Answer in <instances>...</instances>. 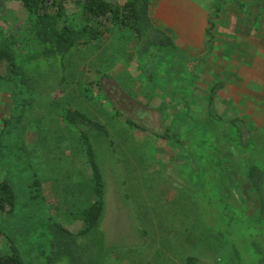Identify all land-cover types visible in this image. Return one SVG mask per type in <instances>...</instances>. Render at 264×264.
<instances>
[{
  "label": "rangeland",
  "instance_id": "374dc122",
  "mask_svg": "<svg viewBox=\"0 0 264 264\" xmlns=\"http://www.w3.org/2000/svg\"><path fill=\"white\" fill-rule=\"evenodd\" d=\"M117 1L122 4L125 0ZM165 1L195 9L194 3L201 0ZM196 16L198 21L200 14ZM24 19L25 11L19 1L0 0V25L5 31L23 34ZM197 21L193 28L198 27ZM173 34L178 33L175 30ZM135 43L132 33L111 27L100 41L71 50L66 58L67 80L58 91L35 97V93L22 86L30 94L25 95L27 101L33 102L21 105L27 108L15 132L16 140L7 151V159L12 163L0 168V181L6 177L14 183L19 203L25 207V217L15 233L30 235L26 226L31 223L25 220H31L33 215H37V220L51 215L72 231L82 227L81 211L94 197L85 146L61 118V109L71 106L107 126L116 152L107 149L102 157L109 158L116 168L117 158L121 162L122 171L117 176L123 178L124 186L119 187L116 177L107 174L103 229L109 243L126 246L118 249L106 264H186L189 255L209 264H226L231 248L237 258L234 247L244 263L259 264L263 257L259 243L264 239L257 227L251 226L257 217L252 212L257 204L239 165L242 155L253 152L255 147L258 151L260 147L258 153L264 157V125L255 123L252 127V121L243 117V128L261 139L245 144L242 135L237 134L239 126L231 124V118L244 115L242 106H251L242 105L237 98L241 94L228 88L235 80L243 79V74L234 71L233 79L222 72L210 76L209 59L226 60L230 56L216 55L207 43L201 53L204 62L191 64L190 54L179 62L188 74L184 77L185 92L180 94L176 92L178 85H172L178 83L173 81L177 72L175 62L156 61L152 65L156 67L155 78L150 81L128 59ZM240 65L255 73L249 64ZM7 69V64L0 62V74ZM47 83L46 86H53L52 82ZM214 83L219 84L212 109L222 120L213 119L207 110ZM11 108V96L0 92V125L11 114ZM116 109L120 116L115 115ZM246 111L250 115L256 112ZM174 132L178 133L180 143L172 137ZM165 133L171 135L169 140L163 137ZM232 136L237 141L232 142ZM186 140L191 141L188 144L193 162L178 167L185 158ZM20 147L21 154L16 155ZM218 162L221 166L216 165ZM35 179L42 185H35ZM224 188L233 193L235 204L229 206L223 199ZM33 194L37 197L32 198ZM230 211L236 216L235 232L224 240L219 231L222 221L229 222V216L224 214ZM140 229L146 231V237L140 235ZM7 244L0 237V254L6 252Z\"/></svg>",
  "mask_w": 264,
  "mask_h": 264
},
{
  "label": "trees",
  "instance_id": "16d2710c",
  "mask_svg": "<svg viewBox=\"0 0 264 264\" xmlns=\"http://www.w3.org/2000/svg\"><path fill=\"white\" fill-rule=\"evenodd\" d=\"M17 1L25 11L24 33L20 35L13 31L7 32L0 25V62L8 66L7 72L0 74V92L8 93L12 98L11 114L0 125V168L12 163L7 159V151L16 140L15 132L23 121L24 110L33 102V99L27 101L25 95L29 92L22 86L35 93V97L58 91L67 80L66 58L74 48L90 46L100 41L111 27L125 29L136 39L128 59L134 61L149 80L153 79L156 67L152 65L156 61L161 64L167 61V58H174L173 56L178 54L173 36L154 23L150 13V0H125L122 4L117 0ZM19 46H22L21 49ZM181 72L176 74H180L184 79L185 76H181ZM48 81L52 82L53 86H46ZM218 84L211 89L207 110L213 119L222 120L212 109ZM23 102H26L27 106L22 107ZM115 115L120 116V111L116 109ZM61 118L85 146V158L91 171L90 189L94 199L81 211L82 227L77 231L70 230L63 223L54 220L51 215H42L39 220L37 215H33L31 220H25L31 223L26 226L30 228L27 229L30 235L19 236L15 232L20 230L19 223H22L25 217V207L19 203L14 183L5 177L0 181V237L6 239L8 249L0 254V264H106L118 249L126 246L124 243H109L103 229L107 212V174L116 177L119 187L125 184L123 178L117 176L119 170L122 171L118 158L116 168L109 158L104 160L105 157H102L107 149L116 152L107 126L71 106L61 109ZM127 122L134 124L131 120ZM231 122L239 126L237 134L242 135L243 139L244 121L235 118ZM163 137L169 140L171 135L165 133ZM172 137L176 138L177 143L181 142L177 132H174ZM235 140L232 136L231 141ZM249 141L243 142L248 144ZM188 142L191 141L186 140L185 158L178 167H184L187 161L193 162ZM255 149L253 152L245 151L247 156L243 157L239 166L257 204L252 211L257 217L251 226L255 225L254 228L257 227L264 239V157L259 155L258 147ZM21 150L20 147L16 155L21 154ZM258 161L262 163L259 164ZM216 165L221 166L219 162ZM179 175L181 176V173ZM34 184L42 185L36 179ZM222 193L226 194L223 199L226 198L229 206L235 204L232 202V199H235L233 193L225 188ZM35 197L37 194H33L32 198ZM123 197L128 199L125 193ZM224 209H220V212ZM224 215L229 216V222L222 221L223 228L219 233L225 240L235 232L233 220L236 216L231 211ZM140 235L146 237L147 233L140 229ZM259 246L263 253L259 264H264V240ZM234 249L237 258L231 248L226 264H246L240 260L236 247ZM185 262L209 264L200 257L191 255L186 257Z\"/></svg>",
  "mask_w": 264,
  "mask_h": 264
},
{
  "label": "crops",
  "instance_id": "0c3cea01",
  "mask_svg": "<svg viewBox=\"0 0 264 264\" xmlns=\"http://www.w3.org/2000/svg\"><path fill=\"white\" fill-rule=\"evenodd\" d=\"M194 7L195 9H189L181 4L165 0H150V13L154 23L169 32L177 45V56L167 58L170 59L167 61H174L177 68L176 73L182 71L184 75L181 74V76H185L186 68L179 66L178 63L185 61L184 55L186 54H190L188 59L193 65L204 62L201 53L205 50L207 43L211 49H215L216 55L230 56L226 60L221 58L215 60L211 57L209 63L210 76L213 73L222 72L233 79L234 71L243 74V79L235 80L234 84H231L232 87L228 88L233 93L241 94L237 98L240 99L239 102L242 105L249 103L251 106L249 109L245 105L242 106L244 115L241 113V116L233 117L231 120L240 118L244 121V118H248V121H252L249 124L252 127L256 125L255 123L264 125V119H262L264 118V99L262 98L264 91V0H206L205 2L201 0L195 2ZM197 14H200L198 21ZM196 21L199 25L193 28ZM186 25L190 27L184 28ZM175 30L177 35L173 34ZM240 64H249L251 71L255 73L251 74L248 68L244 70V66ZM174 78L173 81L178 80V83L172 84L175 88L178 85L176 92L180 94L185 92L186 78L182 79L180 74ZM216 84L214 83L213 86ZM221 87L223 90L225 86ZM251 109L256 111L252 115L246 111ZM243 133L244 140L254 139L256 143L261 140L259 135L255 137L253 131L247 127L243 128ZM259 151H261L260 147ZM244 155L242 156H247V154Z\"/></svg>",
  "mask_w": 264,
  "mask_h": 264
}]
</instances>
